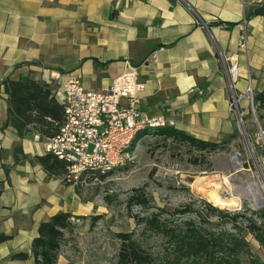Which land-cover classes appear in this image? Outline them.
I'll return each mask as SVG.
<instances>
[{
    "label": "crops",
    "instance_id": "1",
    "mask_svg": "<svg viewBox=\"0 0 264 264\" xmlns=\"http://www.w3.org/2000/svg\"><path fill=\"white\" fill-rule=\"evenodd\" d=\"M258 6L264 0H0V81H43L49 69L102 92L130 65L145 84L144 114L218 142L237 129L233 94L242 97L244 115L248 85L264 90V17L246 18ZM244 21L247 43L240 49ZM234 56L238 80L231 85ZM7 110L1 87L0 264H31L40 223L59 213L88 217L94 205L35 161L46 155V139L20 137L6 124ZM18 253L28 259H13Z\"/></svg>",
    "mask_w": 264,
    "mask_h": 264
},
{
    "label": "rangeland",
    "instance_id": "2",
    "mask_svg": "<svg viewBox=\"0 0 264 264\" xmlns=\"http://www.w3.org/2000/svg\"><path fill=\"white\" fill-rule=\"evenodd\" d=\"M245 113L240 112V117L234 112V137L218 140L223 143L214 152L146 135L136 139L125 166L96 180L84 177L80 193L94 205V215L73 221L64 233L57 264H116L120 233L130 234L143 248L157 253L162 248L160 237L146 231L139 221L157 207L171 210L205 201L229 212L264 209V109L249 106ZM239 119L243 129L238 126ZM232 154L240 167L231 164ZM218 185L221 188L216 189ZM249 189L258 194V208L243 196ZM214 193L218 194L216 200ZM133 195H143L147 205H129ZM247 239L253 253L264 261L258 243L250 236Z\"/></svg>",
    "mask_w": 264,
    "mask_h": 264
},
{
    "label": "trees",
    "instance_id": "3",
    "mask_svg": "<svg viewBox=\"0 0 264 264\" xmlns=\"http://www.w3.org/2000/svg\"><path fill=\"white\" fill-rule=\"evenodd\" d=\"M250 16L264 17V6H258L246 18ZM1 87L8 104L6 124L20 137L31 132L48 139L57 134L64 112L53 96L52 86L27 76L7 77L0 81ZM253 103L257 110L264 109V90L254 93ZM146 135L170 138L200 152H214L223 143L197 139L170 125L146 129L139 137ZM35 161L50 175L61 174L62 179L66 173L65 163L52 154L36 157ZM147 203L143 195L128 199L129 205L144 207ZM72 219L69 213H59L39 224L38 236L31 243V264H57L61 242L73 226ZM139 221L146 231L160 237L162 248L153 253L130 234L120 233L116 264H264L247 239L250 236L264 251V209L229 212L205 201L189 202L171 210L157 207ZM12 258L25 261L28 256L18 253Z\"/></svg>",
    "mask_w": 264,
    "mask_h": 264
},
{
    "label": "built area",
    "instance_id": "4",
    "mask_svg": "<svg viewBox=\"0 0 264 264\" xmlns=\"http://www.w3.org/2000/svg\"><path fill=\"white\" fill-rule=\"evenodd\" d=\"M239 28L242 36L238 47L245 49V21ZM229 62L228 76L233 85L238 80L236 56ZM42 73L43 77L48 76L43 81L53 87V96L64 112V121L57 134L46 139L45 146L46 153L65 163L63 182L79 186L84 177L96 180L97 176L125 166L131 159L133 144L144 130L169 125L163 116H147L140 110L145 84L140 80L136 67L128 65L102 92L86 90L78 79L70 75L63 76L49 69ZM241 98L233 94L230 104V111L236 109L240 117L238 105ZM243 98L253 109L251 84ZM39 137L35 135L36 139Z\"/></svg>",
    "mask_w": 264,
    "mask_h": 264
},
{
    "label": "bare ground",
    "instance_id": "5",
    "mask_svg": "<svg viewBox=\"0 0 264 264\" xmlns=\"http://www.w3.org/2000/svg\"><path fill=\"white\" fill-rule=\"evenodd\" d=\"M231 164L234 167H236V168L240 167L239 163L237 162V160L235 159V156L233 154H232V158H231ZM228 181H229V178L227 177L225 182L228 183ZM219 188H221V187H219V185H218L216 187V189H219ZM243 196L246 197L250 201V203L253 205L254 208H258V206H259L258 203H257V201H258V194L254 193V191H252L251 189H249L248 192L246 194H244ZM212 198L214 200L218 199V194L217 193H214L212 195Z\"/></svg>",
    "mask_w": 264,
    "mask_h": 264
},
{
    "label": "water",
    "instance_id": "6",
    "mask_svg": "<svg viewBox=\"0 0 264 264\" xmlns=\"http://www.w3.org/2000/svg\"><path fill=\"white\" fill-rule=\"evenodd\" d=\"M238 126H239V128L243 129L241 122L238 124ZM247 143H248V146H250V143H249L248 139H247Z\"/></svg>",
    "mask_w": 264,
    "mask_h": 264
}]
</instances>
